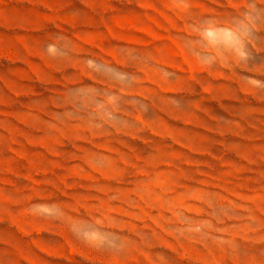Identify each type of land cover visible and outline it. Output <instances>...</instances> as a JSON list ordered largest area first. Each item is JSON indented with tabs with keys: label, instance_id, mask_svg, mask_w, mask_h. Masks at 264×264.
I'll return each instance as SVG.
<instances>
[{
	"label": "rangeland",
	"instance_id": "1",
	"mask_svg": "<svg viewBox=\"0 0 264 264\" xmlns=\"http://www.w3.org/2000/svg\"><path fill=\"white\" fill-rule=\"evenodd\" d=\"M0 264H264V0H0Z\"/></svg>",
	"mask_w": 264,
	"mask_h": 264
}]
</instances>
